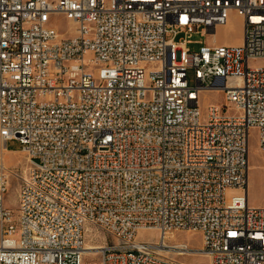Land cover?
Returning <instances> with one entry per match:
<instances>
[{"label": "built area", "instance_id": "1", "mask_svg": "<svg viewBox=\"0 0 264 264\" xmlns=\"http://www.w3.org/2000/svg\"><path fill=\"white\" fill-rule=\"evenodd\" d=\"M233 13L242 41L224 43ZM194 34L214 42L192 50ZM259 58L264 0H0V140L28 156L10 169L15 209L0 166V264H264V206L248 198ZM206 91L227 106L203 110Z\"/></svg>", "mask_w": 264, "mask_h": 264}, {"label": "rangeland", "instance_id": "2", "mask_svg": "<svg viewBox=\"0 0 264 264\" xmlns=\"http://www.w3.org/2000/svg\"><path fill=\"white\" fill-rule=\"evenodd\" d=\"M53 24L60 32H65L68 29L69 22L63 16H56L52 19ZM243 25L242 18L231 15L226 26L218 30L219 40L222 42L240 43L242 41ZM182 35L177 36L180 39ZM213 37L211 35L202 36L194 34L188 39V47L192 50H198L199 47L206 44H212ZM255 64L264 65V58L256 60ZM189 78L193 82V72H189ZM216 102L222 107H226L223 93L207 92L201 96V107L204 110L207 103ZM23 144L17 139H10L5 143V149L1 150L0 156L10 169L22 168L26 164V158L22 154ZM1 162V158H0ZM249 183H248V198L249 204L252 207L264 206V151L259 149V137L256 129H251L249 133ZM20 181L14 176L9 177V188L5 195V205L8 208L17 207V193ZM138 238L141 240H155L157 234L152 230L139 231ZM178 240L189 241L195 248H200L202 245L200 234L181 232L177 233ZM92 258L87 255L86 259ZM184 260L190 261L193 264H210V260L204 256H186Z\"/></svg>", "mask_w": 264, "mask_h": 264}, {"label": "bare ground", "instance_id": "3", "mask_svg": "<svg viewBox=\"0 0 264 264\" xmlns=\"http://www.w3.org/2000/svg\"><path fill=\"white\" fill-rule=\"evenodd\" d=\"M242 25H243V22H242ZM207 92H208V91H206L205 93H207ZM0 142H1V150H4V149H5V143H4L2 140H0ZM259 149L261 150L260 147H259ZM261 151H262V150H261ZM22 154L25 156L26 161H27L28 156H26V154H25L23 151H22ZM0 158H1L0 166H4V167L6 168V171H7L8 176H11V170H10V168L6 166L3 157L0 156ZM8 185H9V183H8ZM143 230H152V231H154V232L157 234V236H158L157 231L154 230V229H152V228H141L139 231H143ZM190 233H193V232H190ZM167 238H168V239H175V238L177 239V232H172V233L167 234ZM98 246H99L98 244L87 242V248H88V249L99 248ZM200 256L207 257V256H206L205 254H203V253H201ZM207 258H208V257H207ZM189 262H190V261H189Z\"/></svg>", "mask_w": 264, "mask_h": 264}, {"label": "crops", "instance_id": "4", "mask_svg": "<svg viewBox=\"0 0 264 264\" xmlns=\"http://www.w3.org/2000/svg\"><path fill=\"white\" fill-rule=\"evenodd\" d=\"M232 15L236 16V14H234V13Z\"/></svg>", "mask_w": 264, "mask_h": 264}]
</instances>
